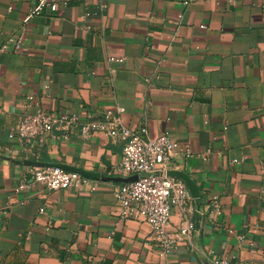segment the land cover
Wrapping results in <instances>:
<instances>
[{
  "label": "crops",
  "instance_id": "obj_1",
  "mask_svg": "<svg viewBox=\"0 0 264 264\" xmlns=\"http://www.w3.org/2000/svg\"><path fill=\"white\" fill-rule=\"evenodd\" d=\"M65 2L33 14L38 0H0V48L25 38L0 51V264H264V0ZM118 106L123 126L182 147L169 172L196 228L171 254L148 244L147 223L116 215L121 137L58 132L37 155L13 137L26 111L99 120ZM34 162L87 183L18 190ZM170 222L181 224L178 210Z\"/></svg>",
  "mask_w": 264,
  "mask_h": 264
},
{
  "label": "built area",
  "instance_id": "obj_2",
  "mask_svg": "<svg viewBox=\"0 0 264 264\" xmlns=\"http://www.w3.org/2000/svg\"><path fill=\"white\" fill-rule=\"evenodd\" d=\"M65 3V0H38V6L32 13L39 14L46 9L56 10ZM106 7L107 5L103 4L100 10ZM93 14L86 10L82 18L87 21ZM24 39L23 36L12 37L1 46L0 51L11 48L18 51L22 48ZM108 62L122 63L123 59L110 57ZM123 111L124 108L118 106L115 111H105L101 119L96 120L83 112L66 111L54 114L38 108L32 113H23L19 128L13 137L33 155H37L38 146L44 139L58 138V132L64 140L69 139L74 130L84 138H90L96 132H104L111 138L121 137L125 144L117 170L127 178L134 179L124 182L115 191L118 202L116 215L123 221L147 223L151 227L148 244H154L163 254H171L190 239L196 228L193 220L196 208L190 199L187 186L182 179L169 172L173 152L182 147L168 134L152 138L146 127L134 131L123 126L119 117ZM29 175L28 180L23 179L18 190L26 189L31 183H39L52 191L87 183L79 174L53 164L41 165L34 162ZM214 209L217 213L221 211L216 198ZM174 210H178L182 216V222L177 228L170 222ZM213 264L236 263L230 257L222 256L214 258Z\"/></svg>",
  "mask_w": 264,
  "mask_h": 264
},
{
  "label": "water",
  "instance_id": "obj_3",
  "mask_svg": "<svg viewBox=\"0 0 264 264\" xmlns=\"http://www.w3.org/2000/svg\"><path fill=\"white\" fill-rule=\"evenodd\" d=\"M38 164H41V165H48V164H50V163H40V162H38ZM53 165L60 166V165H58V164H53ZM60 167H62V166H60ZM170 174L173 175V176H175V177L180 178V177L178 176V174H174V173H171V172H170ZM132 179H134V178L129 177V178H127L124 182H127V181L132 180ZM180 179H181V178H180ZM124 182H123V183H124Z\"/></svg>",
  "mask_w": 264,
  "mask_h": 264
}]
</instances>
